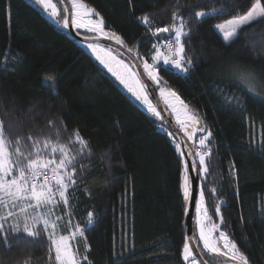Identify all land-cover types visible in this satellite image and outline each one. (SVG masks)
Instances as JSON below:
<instances>
[{"label":"trees","instance_id":"obj_1","mask_svg":"<svg viewBox=\"0 0 264 264\" xmlns=\"http://www.w3.org/2000/svg\"><path fill=\"white\" fill-rule=\"evenodd\" d=\"M81 1L142 65L155 51L151 33L170 25L173 12L183 16L192 64L188 72L161 66L158 76L203 121L196 151L199 139L212 133L205 176L199 165L207 216L249 264H264V22L247 26L229 44L215 28L243 14L253 0ZM197 11L209 14L196 18ZM144 15L149 24L140 19ZM241 71L255 74L258 94L239 82ZM0 119L13 139L31 133L56 143L59 136L74 149L77 183L68 190L69 205L61 203L54 212L62 218V235L76 225L87 228L84 237L71 240L80 257L88 256L83 264H187L182 249L189 178L178 141L33 0H0ZM77 131L88 145L83 157L72 143ZM29 144H22L25 152ZM50 151L42 154L50 158ZM194 233L197 241L195 224ZM52 257L43 232L36 243L21 239L10 250L0 244L2 264L29 258L31 264H56Z\"/></svg>","mask_w":264,"mask_h":264},{"label":"snow or ice","instance_id":"obj_2","mask_svg":"<svg viewBox=\"0 0 264 264\" xmlns=\"http://www.w3.org/2000/svg\"><path fill=\"white\" fill-rule=\"evenodd\" d=\"M58 2L67 3L68 0H58ZM36 3L41 5L45 11H48L52 17L55 18L60 15L57 2H54V0H36ZM64 11L67 13L69 9L65 8ZM218 11L220 10L212 9L214 13ZM71 12L73 16L71 23L76 27H88L90 31L103 33L102 20L95 23L89 20L87 24L84 23V17L90 16L94 13V10L85 8L81 0H71ZM208 14L204 11H197L195 12V17L202 18ZM140 19L145 24L150 23L148 15H144ZM257 22H264V0H253L250 7L243 14L233 16L215 25V28L221 34L223 41L229 44L238 39L241 31L247 26ZM63 26H69L68 15H65L63 18ZM186 27L187 22L183 19V16L178 12H173L172 23L170 25L155 29L153 35L170 33L174 34V40H170L166 45V54L162 53L155 45L153 46L156 48V55L153 56L154 61L163 59L165 64H172L182 72H188L192 59L186 55L185 44L182 39L188 35L185 31ZM111 38H114L118 44L122 43L120 38L114 34ZM89 47L98 53L99 51H103L97 45H89ZM105 55L115 64L120 65L123 68V72L115 70L112 64L106 61L103 56L97 54L96 58L109 72L116 76L120 83L137 100L146 104L149 112L155 116H159L160 113L148 98L147 85L137 78L136 73L131 72L129 65L113 56L110 49ZM143 66L148 77L153 81H157L153 65L145 61ZM54 79L51 76L45 77V80L50 82L54 81ZM238 79L241 83L247 85L248 92L258 94L256 92L257 80L254 73L241 71ZM165 94V90L161 89V95ZM166 96L175 98L186 109L187 106L183 104V101L179 100L175 92L169 91ZM237 103H239L238 100ZM187 120L199 123V118L194 114L187 116ZM177 122L183 127L186 121L182 120L178 115ZM52 123V121H49V124ZM200 130L204 131V129ZM185 131L189 139H191V133H187L186 129ZM211 135L212 133L208 131L206 135L199 139L200 148L206 149V151L197 150L195 153L199 157V165L204 173L208 171L207 158L211 155V148L208 145ZM25 141L30 142L27 145L30 150L27 152L22 147ZM58 141L59 136H57L56 143H53L51 139L41 142L31 133L27 137L16 136L13 139L9 135L8 125H6L5 120L0 119V244L10 250L13 243L21 239L26 243H36L43 232L49 241V260L53 258L52 253H54L56 264H83L84 261L88 260V256L84 255L80 257L78 250L73 248L70 241L75 239L77 235L84 237V232L87 228L76 225L75 231L71 232L70 235L58 236L57 229L59 225L57 221L62 218L56 216L55 219H52L54 215L53 209L59 204L62 203L64 206L69 205L68 190L77 183L76 156L72 154L67 146L60 144ZM72 143L79 145V155L83 157L88 145L79 136L78 131L74 134ZM177 148H179V145H177ZM261 148L264 149V141H261ZM49 149L51 150L49 156L52 158H46L42 154ZM56 153H59L58 160L55 158ZM88 154L90 155V150H88ZM192 167H196L195 163H193ZM185 168L187 170V164ZM57 195L59 200L56 199ZM184 195L187 200L189 198L187 178ZM195 207L198 214L202 212L207 217L203 191L200 192L199 201L195 203ZM216 213L219 214V206L216 208ZM262 216H264V211H262ZM10 218L12 219V223L6 227ZM93 223V213L89 212L88 224L91 225ZM221 223H223L222 217ZM41 225L42 228L40 227ZM218 227V225L213 224L210 229H206L203 221H200L199 240L202 241L203 248L212 255L227 258L232 264H249L248 258L240 252L235 241L226 232L219 231L218 237H214V233L218 230ZM10 236L13 238L12 240L9 239ZM193 239L195 238H186L183 244L182 256L187 264H198L190 243ZM88 250L86 246L85 251L87 252ZM22 264H31V258L24 260Z\"/></svg>","mask_w":264,"mask_h":264},{"label":"rangeland","instance_id":"obj_3","mask_svg":"<svg viewBox=\"0 0 264 264\" xmlns=\"http://www.w3.org/2000/svg\"><path fill=\"white\" fill-rule=\"evenodd\" d=\"M54 2H57L56 0H54ZM33 3L38 7V9L43 13L45 14L46 16H48L49 18H53L55 19V21H57L60 25L63 26V18L65 16V11H64V8H62V6L57 2V7L60 11V15L58 17H52L48 11H45L44 8L37 4L36 3V0H33ZM81 3L85 6V8L87 9H90L83 1H81ZM91 20L93 23L95 22H99L98 18L96 17L95 15V12L92 13L90 16H87V17H84V23L87 24L88 21ZM74 26V29L75 31L82 37L86 38V39H91V38H96V37H105V38H109V39H113L114 38H111L113 37V34L112 33H106V32H103V33H100V32H95V31H90L88 27H76L75 25ZM185 31L187 32V30L185 29ZM216 31L219 33V31L216 29ZM154 32V31H153ZM153 32L151 33L152 36H154V45L156 46V48H159L160 51L162 53H165L167 52V48H166V45L169 43L170 40H174V34H170V33H164V36L161 38L157 37L156 35H153ZM220 34V33H219ZM221 36V34H220ZM222 37V36H221ZM184 38V37H183ZM182 38V39H183ZM89 45H97L99 47V49H103V51H99L96 52V51H93L92 48L89 47ZM80 46L86 51L88 52L93 58L94 60L96 61V63L101 67V69L107 73V75L133 100L135 101L138 105H140L142 108H144L147 112L148 111V108L146 106V104L142 103L140 100H137L133 95L132 93H130L127 88L124 87L123 84L120 83V81L116 78V76H114L111 72L108 71V69L106 67H104L103 64L100 63V61L96 58L97 57V54L103 56L105 58L106 61H108L110 64H112V67L117 70V71H120V72H123V68L120 66V65H117L115 64L107 55H105V53L110 49L108 47H105V46H102L100 44H95V43H80ZM156 48H155V51L153 53V55H151V58H150V61H147L149 64L153 65V69H154V73L157 75V81H153L156 85V87L158 86L159 89V93L161 95V89H164L165 90V93L167 94V92L171 91L173 92L172 90H169L167 89L164 84L162 83L161 79L159 78L158 76V68L159 67H164V68H174V69H178L176 68L175 66H173L172 64H165L163 62V59H157V60H153V56L156 55ZM111 50V54L113 56H116V58L118 60H121L123 61L125 64L129 65L130 67V70L131 72L133 73H136V71L134 70V68L132 67V65L125 59L123 58L122 56H120L117 52H115L114 50L110 49ZM144 62L146 60H143ZM240 71V70H239ZM237 71V72H239ZM137 74V73H136ZM137 78L140 79L137 75ZM239 80V79H238ZM240 82V80H239ZM241 83V82H240ZM242 85H244V87L247 88V85L244 84V83H241ZM148 93V92H147ZM165 95H161L168 111L170 112V114L172 115V117L174 118L176 124L179 126V128L186 134V131L185 129L187 130V133H191L193 132L194 128H197V127H204L203 126V121L201 120V118L199 116H197L195 113H192L189 109V107L183 102L184 105H186V109L183 108L181 106V104L179 103V101L175 100V98L173 97H169V96H166ZM177 95V94H176ZM179 97V96H178ZM148 98L149 100L151 101V103L155 106L154 102L152 101L151 97L149 96L148 94ZM180 101H182L180 98H179ZM167 101V102H166ZM156 107V106H155ZM157 109V108H156ZM158 111V110H157ZM151 113V112H149ZM152 114V113H151ZM195 115L196 117L199 118V123H193L192 121L190 120H187V116L189 115ZM153 115V114H152ZM180 116V118L182 120H185V124L184 126L182 127L181 124H179L177 122V116ZM155 116V115H154ZM188 135V134H187ZM60 144H63L65 146H67L70 151L72 152L73 155L76 156V153L74 151V149L67 143V142H63L62 140H59L58 141ZM198 150L200 151H206V149H201L199 144H198ZM57 154V153H56ZM58 156V157H57ZM57 156L55 157L57 160L59 159V153L57 154ZM46 158H49V157H46ZM52 158V157H50ZM209 159V158H207ZM208 168V167H207ZM207 173H204L202 171V175L205 176ZM200 192H201V189H200ZM199 197H200V194H199ZM56 199L58 200L59 197L57 196ZM198 201H199V198H198ZM204 201H205V196H204ZM204 207H205V202H204ZM54 211V209H53ZM34 214V213H32ZM57 215L55 214L54 212V215L52 217V219H55ZM200 221H203L206 229H210L212 227L213 224H215L213 221H211L209 219V217H205L203 215V213H197L196 211V222H195V227H196V233H197V241H198V244L200 246V249L202 251V254L204 256V258L207 260L208 263L210 264H232L231 261L227 260V258L225 257H222V256H217V255H212L210 254L207 250H205L203 248V243L202 241L199 240V226H200ZM60 222V221H59ZM8 224H9V221H8ZM57 224H58V221H57ZM59 225V224H58ZM63 227V226H62ZM63 230H60L59 227L57 229V235H62ZM219 231H221V229H219L218 227V230L214 233V237H218L219 235ZM78 236V235H77ZM71 243V241H70ZM199 264V263H198Z\"/></svg>","mask_w":264,"mask_h":264},{"label":"water","instance_id":"obj_4","mask_svg":"<svg viewBox=\"0 0 264 264\" xmlns=\"http://www.w3.org/2000/svg\"><path fill=\"white\" fill-rule=\"evenodd\" d=\"M63 8L69 9L65 15H68L69 18V26L64 27L60 25L55 19L50 18V20L54 23L55 26H58L61 30H63L66 34L72 37L75 41L79 43H95L100 44L102 46L108 47L115 52H117L120 56L125 58L134 68L140 80L147 85L146 91L148 92L149 96L151 97L152 101L154 102L158 112L160 113V118L158 116H154L151 113L149 115L155 119L156 121L163 122L167 127L168 131L173 134V136L178 141L183 156L186 160V164L188 165L187 174L189 178V187L188 193L189 198L186 202V212H185V219H184V231L186 238L194 237V224H195V214H196V207L195 203L198 201L199 192H200V167L198 163V158L195 149L196 143V135L198 134V128H194L192 132V138L189 139L188 135L185 134L179 126L176 124L174 118L168 111L159 91L156 87L153 80H151L147 73L145 72L144 66L137 58V56L132 52L129 51L127 47H125L122 43L118 44L116 40L105 38V37H96L91 39H86L80 36L74 29L71 20L73 18L71 12V0H68L67 3H61ZM103 32H105V24H102ZM195 163L196 167L193 168L192 165ZM183 176H185V172H183ZM191 246L193 248V254L197 258V262L199 264H210L204 258L196 239L191 240Z\"/></svg>","mask_w":264,"mask_h":264}]
</instances>
